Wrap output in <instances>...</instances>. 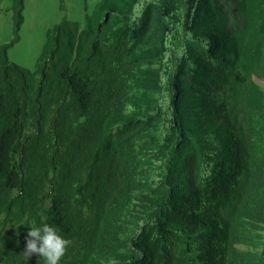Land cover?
I'll use <instances>...</instances> for the list:
<instances>
[{"label": "trees", "instance_id": "trees-1", "mask_svg": "<svg viewBox=\"0 0 264 264\" xmlns=\"http://www.w3.org/2000/svg\"><path fill=\"white\" fill-rule=\"evenodd\" d=\"M0 45V264H264V0H99ZM26 264H43L36 255Z\"/></svg>", "mask_w": 264, "mask_h": 264}, {"label": "rangeland", "instance_id": "rangeland-1", "mask_svg": "<svg viewBox=\"0 0 264 264\" xmlns=\"http://www.w3.org/2000/svg\"><path fill=\"white\" fill-rule=\"evenodd\" d=\"M99 0H24L22 23L17 41L8 49V58L33 69L45 40V32L62 17L83 20L84 5L89 10ZM13 18L9 0H0V45L13 36ZM264 85V79L253 76Z\"/></svg>", "mask_w": 264, "mask_h": 264}, {"label": "clouds", "instance_id": "clouds-1", "mask_svg": "<svg viewBox=\"0 0 264 264\" xmlns=\"http://www.w3.org/2000/svg\"><path fill=\"white\" fill-rule=\"evenodd\" d=\"M71 243L59 234L57 227L48 223L37 225L33 221L28 227L25 247L20 255L25 264L33 255L38 256L43 264H60Z\"/></svg>", "mask_w": 264, "mask_h": 264}]
</instances>
